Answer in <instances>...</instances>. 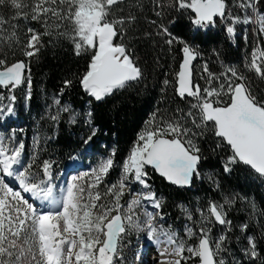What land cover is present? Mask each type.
<instances>
[{
	"label": "snow or ice",
	"instance_id": "snow-or-ice-1",
	"mask_svg": "<svg viewBox=\"0 0 264 264\" xmlns=\"http://www.w3.org/2000/svg\"><path fill=\"white\" fill-rule=\"evenodd\" d=\"M123 0H0V6L10 5L16 10L18 17L41 22L49 28L51 20L57 30L65 23L70 31L60 32L69 39L77 56L91 51L87 71L80 78L83 90L96 101H102L115 91L131 87L143 77L141 67L133 58L128 47L123 43L126 18L117 17L113 6L122 4ZM259 0H238V7L245 13L243 17L233 15L228 0H172L177 10H190L194 13L193 23L200 29L215 26L217 19L226 21V31L230 37L236 35L237 24H255L260 36H264V13L257 8ZM30 9L25 12L24 9ZM250 10V11H249ZM157 15H161L157 12ZM135 17L129 15L127 21ZM8 23L0 15V30ZM155 23V21H153ZM17 25H12L15 29ZM24 55L31 58L39 52L41 33L29 28ZM172 37L168 28L160 25V32ZM43 35L51 36L45 31ZM15 38V31L9 39ZM175 38L166 41L172 45ZM246 39V37H245ZM183 45V61L176 74V91L181 99L192 98L191 108L186 115L197 128L212 125L214 135L230 149L232 155L224 165L225 171H232L231 165L243 164L264 177V101H258L245 83V77L233 67H228L225 75L227 85L221 84L219 89L206 88L203 91L199 84L192 81L191 64L199 53L195 48L178 41ZM247 67L258 76L264 78V45H257L251 54ZM27 69L28 75H25ZM204 71L208 72L207 65ZM230 73V76L228 75ZM209 80L217 79L208 73ZM240 81L235 83L232 79ZM27 81L28 98H31L30 68L24 61L9 65L6 59L0 58V86L14 91ZM65 87L72 82L66 80ZM169 81L165 80L167 85ZM227 95L230 100L223 103L221 97ZM13 95L11 100L14 102ZM59 104V100L56 101ZM11 115V105L0 107V114ZM63 111H68L64 108ZM91 116V113H88ZM57 119V117H53ZM75 123V114L71 117ZM90 123V120L88 121ZM191 129L186 128L182 119H165L157 121L155 114L148 126L138 134V139L122 166L123 174L117 183L101 192L100 184L112 169L114 161L107 158L100 162L92 173L73 176L71 183L61 190V199L54 195L52 162L44 160L39 165V172H33L36 157L23 170L22 166L25 146L21 142L16 146L6 144L0 136V264H116L122 261L120 256L121 241L127 231H145L147 239L154 243L161 260L157 264H188L189 260L198 258L199 264H224L218 259L224 246L226 236L215 242L210 235L211 229L201 227L199 235L187 228L189 238L196 236L197 243L188 245L178 234L163 224H156L157 216L145 209L143 223L136 213L142 201L150 202L159 210L162 199L157 198L154 191L133 195L130 183H138L150 189L148 172L151 167L171 184L190 187L193 176H199L198 166L202 159L200 148L189 135ZM92 134L84 140L87 144ZM220 143L217 147H220ZM114 155V153H113ZM17 166V167H14ZM90 176V182L85 178ZM5 177L14 178L24 193L35 200L48 201L59 211H38L33 203L16 191ZM131 177V180L129 179ZM127 194L132 198L121 203ZM207 216H201L208 224L213 221L226 227L231 226L227 219V211L222 204L210 203ZM191 219V214H189ZM242 231L247 225H242ZM248 248L245 250L252 258L257 257L256 242L247 238ZM163 245V247H160Z\"/></svg>",
	"mask_w": 264,
	"mask_h": 264
},
{
	"label": "trees",
	"instance_id": "trees-1",
	"mask_svg": "<svg viewBox=\"0 0 264 264\" xmlns=\"http://www.w3.org/2000/svg\"><path fill=\"white\" fill-rule=\"evenodd\" d=\"M26 2L31 3V0ZM168 6L163 12V9L153 7L152 0H126L122 5L115 7L122 9L126 19L129 15L135 17L128 23L131 27L129 40L139 55L138 65L142 69L143 77L131 87L116 91L102 102H96L94 98L89 97L80 83V78L88 69L91 51L77 56L72 42L59 34L70 31L69 24L65 23L57 30L50 20L51 26L46 29L41 22L31 20L30 16L28 19H13L16 10L8 4L0 6V15L8 21L3 25V30H0V58L6 59L9 65L24 61L30 68L31 98L28 106L32 118L25 121V115L20 108L17 113L19 119L30 124L29 127H36L42 134L47 132L52 138L51 142L41 139L43 145L40 149L42 148L43 152H40V155L45 156V160L51 162L54 153L58 158L67 161L84 150L88 143V153L108 152L100 147V141L104 140L108 147L115 146V162L120 165L136 143L138 134L148 126L154 114L156 117H172L178 114V111H184L183 106L188 99H181L170 88L171 83L176 84L174 78L183 60V46L180 43L169 45L165 42L168 37L165 39L163 36H157L160 25L168 26L173 38L191 41L195 46L203 48L212 62L222 60L235 63L238 67L242 65L240 38L230 37L225 27L217 25L206 32L196 30L193 20L189 19V15H192L190 10V14L188 10L177 11L172 6V0ZM258 7L261 10L260 5ZM24 11L30 13L28 8ZM159 11L163 13L158 16ZM12 25L17 27L13 29ZM242 27L240 24L238 37L245 31ZM29 28L42 34L39 52L31 58L24 55L27 50L25 44L31 35L27 31ZM46 30L52 35H43ZM13 31L15 38L9 39ZM25 75H28L27 69ZM247 77L257 100L264 101V82L256 76V80L249 74ZM66 80L72 82L70 87H65ZM165 80L169 81L167 85L164 84ZM0 90L3 92L1 87ZM54 96H59L61 103L68 101L72 108L82 115L86 114V103L89 102L91 116L87 120H90L88 123L91 128H85L82 121L85 117L82 116L74 125H68L67 120H60L55 131L52 124L45 119L49 98ZM17 97L21 102L22 98L19 95ZM7 106L8 102L5 108ZM92 129H96V134L85 144L84 140L92 134ZM204 132L205 134H199L202 137L199 169L213 171L216 180L207 182L196 178L192 188L179 189L168 185L153 170H148L152 180L149 178L150 182L156 190L158 187L166 199L162 213L172 224V218L176 222L180 219L179 204L192 207L194 200L227 204L224 202L227 198L232 223L236 228L247 225L246 234L255 240L258 253L257 257L250 261L243 260L241 255H235V264H264V178L243 164L231 165L232 171H225L224 165L232 155L230 149L227 146L220 149L217 147L216 137L207 136V132ZM84 159L86 160V157ZM119 170L115 166L111 176L119 175ZM104 187L102 185V188ZM243 238L245 240V237L240 236L233 238L234 248L239 247Z\"/></svg>",
	"mask_w": 264,
	"mask_h": 264
},
{
	"label": "rangeland",
	"instance_id": "rangeland-1",
	"mask_svg": "<svg viewBox=\"0 0 264 264\" xmlns=\"http://www.w3.org/2000/svg\"><path fill=\"white\" fill-rule=\"evenodd\" d=\"M125 2H126V0H123V3H125ZM169 2H170V0H159V1L158 0H152V5H153V7L157 6L161 9H163V12H164V9L169 7L168 6ZM122 4H119V5H122ZM119 5H115V6H113V8L115 9V7L119 6ZM260 8H261V11L264 13V0L261 1ZM159 12L161 14L163 13L161 11H159ZM122 13H123L122 10L118 11V12L116 11L115 15L117 17H124ZM243 15H245V13L242 11V17H243ZM128 23H130V22L127 21V19H126V23L124 25L125 35L123 36V43L128 47V49L130 50V52H131L133 58L136 60V62L140 63L139 55L137 54L135 48L132 46L131 41L129 40V28H131V27H130V25H128ZM242 25L245 28V31H243L244 33L240 37V40H241L240 44L242 46L241 55L243 58L242 60L246 61V54L248 52L247 48L252 47V45H254V42H255L253 30H255L256 25L255 24H241V26ZM166 27L168 28V26H166ZM207 28H205L204 30H206ZM159 32H160V29H159L158 33ZM157 36L165 37L163 34H157ZM245 37H246V39H245ZM261 38L264 39V36H261ZM165 39H166V37H165ZM175 43L176 42L174 41L173 44H175ZM243 61H242V63H243ZM247 65H248V63H247ZM238 69L241 72H246V74H249L250 76L253 77L254 80H256L257 77L255 78V76H253L254 74L252 72L248 71V70H250L248 67L240 65L238 67ZM13 95L16 97L14 102L11 100V97ZM17 95H19L22 98L21 102L19 101ZM89 97H91V96H89ZM17 99H18V101H17ZM57 100H59V104L56 103ZM7 102H8V106L11 105L13 107V113L11 115H8V114H6V111H5V113L0 114V136H2L4 138V141L6 144H9L11 146H16L21 142L24 144L25 149H24V155H23V159H22V166L17 168L18 171L23 170V167H26L28 163L32 162V158L35 156L36 159H35V163L33 165L32 171L33 172H39V165H41V163L45 160V156L40 155V152H41V154L43 152L42 151L43 149L42 148L40 149V146L43 145L42 144L43 142L41 141V139H44V141H50L51 142L52 138L48 135L47 132H43V134H42V132H40V130L37 129L36 127L31 128V127H29L30 124L25 123V121L30 120L32 118V116L30 115V109L28 106L30 99L28 98L27 82H25L20 87H17L14 91L10 90V88L9 89H3V92L0 90V107H5L7 105ZM18 104L20 105L19 107H18ZM19 108L23 111V113L25 115V121H22L21 119H19L17 117V111ZM64 108H68V111H63ZM86 108H87L85 111L86 114L82 115L77 110L73 109L68 101L61 103L59 96L50 97L49 102H48V108H47L48 113H47V117L45 119L47 121H49V123L52 124L53 129L55 131H57V126H58L60 120H62V119L67 120L68 125H74V124L78 123V120L82 116H84L85 118L82 121L85 123V128L89 129V128H91V125L88 123L87 119L89 118L88 113L90 112V103H88V102L86 103ZM5 109H7V108H5ZM183 109H184V111H178V114H176L175 116H172V117H165L164 116V118L165 119H173V118L181 119L180 115H182V117L186 118L187 117L186 114L192 110L190 109V107H188L186 105L183 106ZM74 114H75V121L76 122L72 123L71 117ZM53 117H57V119H53ZM161 117H163V116L156 117L157 121H159ZM188 118L191 119L190 117H188ZM100 147L103 150H108V152L93 154V153H87L88 150L85 149V151L83 153L80 154V152H79L78 154H76L79 159L86 157V160L88 163L85 164L84 165L85 167L82 169L77 168V167H71V161L70 160H72V158L75 155L72 158H70V160L68 159V161L65 162L64 160H62L63 158L62 159H61V157L58 158L54 153L52 154V161L51 162H52V166H53L52 172H53V178H54L52 183L54 185V195L56 196V198L58 200L62 198L61 190L66 188L67 185L71 183V178L73 176H80V175H83L85 173H89V174L92 173V171L98 167L100 162H102L103 160H105L107 158H112L114 161V156H113L114 149H113V147H115V146L108 147L106 142H104V140H101L100 141ZM125 162L123 161V163L120 165H118L116 162H114V165L120 169L119 170L120 176L118 177V175H113V176H111L112 178L110 177L111 179H106L104 182L105 183L104 188H102V183H101L99 186V190L101 192L106 191L108 186H110L114 183H117L119 181V179L121 178V176L123 174L122 166ZM62 163L63 164L65 163V164L63 165ZM68 166L70 168L67 169ZM14 167H17V166H14ZM196 178H199V180L210 182V181L216 180V175L211 170L200 168L199 169V176L198 177L195 176V179ZM90 179H91L90 176L86 177L85 181L90 182ZM129 179L131 180V177ZM5 182L9 183V186L13 187L14 190L20 191L21 194L25 197V199L29 200V203H33L34 206L37 207L38 211H45V210L59 211L60 210L58 207L51 206L48 201L41 202L39 200H35L34 198H32L27 193H24L22 191V189H20L18 182L15 181L14 178L9 179L8 177H5ZM129 186L133 190V193H132L133 195L139 194V193H147V191L144 188H142V186H140L138 183L133 182V183H130ZM157 193H158L157 198L160 197V199H162V201H164L165 196L161 193V191H159L158 187H157ZM123 198H125V200L122 199L121 203H125V201L130 200L132 198V196L126 193V195ZM224 202H227V204L226 203L211 202V201L200 202L199 200H194L192 202L193 203L192 207L188 206L186 204H179L178 205V213L181 214L180 219L178 220V222H174V223L169 224V225H171L172 231L176 232L178 234V237L180 239L185 240L186 243L190 246L195 245L197 243V237L193 236V237L189 238L187 235V232H186L187 228H192V230L197 233V236L199 235V229L201 227L210 228L211 229L210 235H211L212 240L214 242L216 240H218L219 237H221V236L227 237V239L225 240V243H224V246L226 247L227 250L222 251L218 257V259L224 260V264H235L236 263L235 258H234L235 255L236 256L241 255V256H243V260L250 261L252 259V257L249 254H246L245 250L248 248L247 238L251 237V236L246 234L247 231L241 230L242 226L240 228H236L234 226V224L232 223L230 216H229L230 211L228 209L229 208L228 199L226 198L224 200ZM210 203H217V204L224 205V207L227 211V219L231 221L230 228L226 227L224 225L217 224L214 221L211 224H208L207 221L204 220V218L201 216V212H203L204 215L207 216V214H208L207 210H208ZM145 209L149 212H153L154 214L156 212V211L151 209V205L149 204L148 201H142L141 207L136 209V213L139 216L141 223H143V221L145 219V216H144ZM189 214H191V219L188 218ZM181 220H182V222H181ZM186 222H187V225H186ZM155 223L156 224H162V220L160 219V216H157ZM235 236L245 237V240L243 238L239 247L234 248L233 238ZM147 241H148L147 233L145 231H137V230L127 231L125 233V235L123 236V239L121 241V247H120V256L123 259H122V261L117 260L116 264H138V263H140L139 256H138V253H139V250H138L139 246L138 245L140 243H142V245H144V243H146ZM235 250H237V251H235ZM145 259L147 260V262L144 264H149V261H150L149 256H146ZM181 264H183V261L181 262ZM188 264H199L198 258L193 259V260H189Z\"/></svg>",
	"mask_w": 264,
	"mask_h": 264
},
{
	"label": "built area",
	"instance_id": "built-area-1",
	"mask_svg": "<svg viewBox=\"0 0 264 264\" xmlns=\"http://www.w3.org/2000/svg\"><path fill=\"white\" fill-rule=\"evenodd\" d=\"M261 1L262 0H259V3L257 4V8H258L259 5H261ZM228 3L230 5V11L232 12V14L233 15H240L242 17V10L237 6L238 5L237 4L238 0H228ZM187 12L190 14L189 10ZM189 19H190V21L194 19L193 13H192V15L191 14L189 15ZM226 23H228V22L221 21V20L218 19L216 25L219 26V27H224L226 25ZM253 31H254V40H255V42H254V45H252V47H248L247 48L248 52L246 54V61H243V63H242L243 66H246V63H250L251 54L256 49L257 45L258 44L259 45H264V39L261 38V36L258 34L257 25L255 27V30H253ZM165 37H168L169 39L173 38V34H172V37H169V36H166V35H165ZM174 41L176 43H179L178 41H184V40L175 38ZM184 42L189 44L193 48H195L196 51L199 53V55L196 58L195 65L193 67V74H194L195 83L200 85L202 91L204 89H206V88H209V87L210 88L219 89V87H220V85L222 83L225 84V86H226L227 85V79H226L225 75H223V74L226 73V70H227L228 67L235 68L240 75H243L246 78L245 79L246 85L251 90V87H250V84H249V79L247 77L246 72H241L238 69L237 64L232 63V62H223L222 60H218L217 62H212L211 58L209 57L207 52H205L203 50V48H201L199 46H195L194 43H191V41H184ZM180 45H182V44L180 43ZM205 65H207L208 72L204 71V66ZM248 71H250L253 74H255L259 79H261L264 82V78H261L260 76H258L254 71H252V70H248ZM209 72L212 73L215 77H217V79H213V80L210 81L209 77H208V73ZM228 75L230 76V73ZM232 79L235 81V83H239L240 82L238 80H235V78H232ZM174 80L176 81V75H175ZM170 88L175 93H177L176 84L171 83ZM251 92H252V90H251ZM252 95H253V93H252ZM220 99L222 101L221 106H223V103L228 102L230 100V97L227 96V95H223ZM192 103H194V101H187L186 106L190 107V109L192 110L193 114L195 115L196 110L191 108V104ZM180 117H181V119H182V121L184 123V126L186 128L191 129V132L189 133V135L192 136V133H195V135L192 136V139H193V142L196 144V146L200 148V155L202 157V150H201L202 137L199 134L201 132L205 134L204 131H206L207 132L206 133L207 136L208 135L215 136L213 128H212V125L209 124L207 127L197 128L195 125H193L191 123V121H190L191 119H189L188 117L185 118V117H182V115H180ZM216 139H217V143H220V145H221L220 149L223 146L226 147V145L220 139H218L217 137H216ZM159 199H160V197H159ZM161 209H162V206H161ZM183 264H184V262H183Z\"/></svg>",
	"mask_w": 264,
	"mask_h": 264
},
{
	"label": "bare ground",
	"instance_id": "bare-ground-1",
	"mask_svg": "<svg viewBox=\"0 0 264 264\" xmlns=\"http://www.w3.org/2000/svg\"><path fill=\"white\" fill-rule=\"evenodd\" d=\"M258 9H259V7H258ZM260 10V9H259ZM260 12H261V10H260ZM261 13H263V12H261ZM255 26V25H254ZM249 64V63H248ZM79 161V159H77V158H74V159H72L71 160V167H76V162H78ZM70 168V167H69ZM109 174V173H108ZM107 174V175H108ZM9 179H11V177H8ZM12 181V180H11ZM148 183L150 184V186H151V188L150 189H146V188H144L147 192L148 191H154L155 193H156V195L158 196V193H157V190L155 189V187L153 186V184L150 182V180H149V177H148ZM140 186H142V185H140ZM142 188H143V186H142ZM141 189V188H140ZM28 194V193H27ZM28 195H30V194H28ZM149 204H150V202H149ZM151 205V204H150ZM151 209L152 210H154V211H158L162 216H163V220H162V224L164 225V227L166 228V226L167 225H169V224H171L170 222H169V220L167 219V217H165L164 216V214L162 213V210H161V208L159 209V210H157V209H155V208H153L152 206H151ZM155 212V213H156ZM151 249H148V247H147V252H149V253H147V255L146 254H144L145 252H144V250L145 249H143V250H141L140 252H139V257H140V263H138V264H144V263H146L147 262V260L145 259L146 258V256H149V259H150V261H149V264H157V261H159V260H161L162 259V257L159 255V251H158V248H157V246L154 244V243H150V246H149ZM160 247H163V245H161Z\"/></svg>",
	"mask_w": 264,
	"mask_h": 264
},
{
	"label": "water",
	"instance_id": "water-1",
	"mask_svg": "<svg viewBox=\"0 0 264 264\" xmlns=\"http://www.w3.org/2000/svg\"><path fill=\"white\" fill-rule=\"evenodd\" d=\"M183 61V60H182ZM195 62H196V59L194 60V61H192V64H191V71H192V81H193V83H194V78H193V66H194V64H195ZM26 64V63H25ZM181 64H182V62H181ZM181 66V65H180ZM25 73H26V70H25ZM0 87H2V86H0ZM122 90V89H121ZM117 91H119V90H117ZM116 92V91H115ZM114 92V93H115ZM113 93V94H114ZM107 98V97H106ZM105 98V99H106ZM185 98H189V97H185ZM104 99V100H105ZM189 99H192V98H189ZM104 100H102V101H104ZM102 101H97V102H102ZM217 138H219V137H217ZM220 139V138H219ZM200 164H201V161H200ZM200 164H199V166H200ZM199 166H198V168H199ZM248 167V166H247ZM250 168V167H249ZM147 169H150V170H153L160 178H162L163 180H165L166 181V183L168 184V185H171V186H174V187H177V188H179V189H190V188H192V186H193V184H194V181H195V176H193V180H192V184H191V186L190 187H188V186H185V187H180V186H177V185H174V184H171L170 182H168L167 180H166V178H164V177H162V176H160L159 175V173L158 172H156V170H154V169H152L151 167H148ZM252 170V169H251ZM252 171H254V170H252ZM257 174V173H256ZM258 175V174H257ZM264 178V177H263Z\"/></svg>",
	"mask_w": 264,
	"mask_h": 264
}]
</instances>
